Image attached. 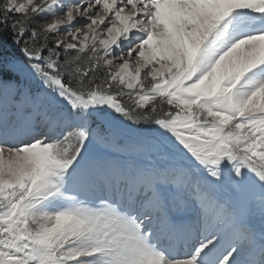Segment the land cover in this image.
I'll list each match as a JSON object with an SVG mask.
<instances>
[{
    "label": "snow or ice",
    "instance_id": "6c2138e0",
    "mask_svg": "<svg viewBox=\"0 0 264 264\" xmlns=\"http://www.w3.org/2000/svg\"><path fill=\"white\" fill-rule=\"evenodd\" d=\"M0 264H264V0H0Z\"/></svg>",
    "mask_w": 264,
    "mask_h": 264
}]
</instances>
